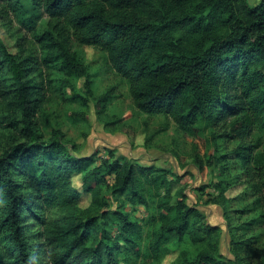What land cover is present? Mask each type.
Returning a JSON list of instances; mask_svg holds the SVG:
<instances>
[{"label":"trees","instance_id":"1","mask_svg":"<svg viewBox=\"0 0 264 264\" xmlns=\"http://www.w3.org/2000/svg\"><path fill=\"white\" fill-rule=\"evenodd\" d=\"M13 22L15 53L0 38V127L12 135L0 155V264H162L173 242L190 245L195 258L181 252L171 264H253L240 255L255 236L232 233L234 259L222 257L220 229L184 200L172 203L171 180L153 165L103 161L96 169L112 176L111 193L130 196L112 210L95 181L85 190L89 205L79 209L70 178L87 177L93 159H73L59 143L41 141L36 116L50 100L52 77L70 88V78L83 75L91 95L72 40L97 49L127 82L139 113L164 115L189 136L209 130L214 143L238 139L230 155L259 210L242 224L264 227V0H0V23L11 34ZM253 130L259 137L251 145ZM220 181L223 195L226 178ZM127 204L147 209L143 225ZM30 220L41 228L38 250Z\"/></svg>","mask_w":264,"mask_h":264},{"label":"rangeland","instance_id":"2","mask_svg":"<svg viewBox=\"0 0 264 264\" xmlns=\"http://www.w3.org/2000/svg\"><path fill=\"white\" fill-rule=\"evenodd\" d=\"M248 2L254 6L259 0ZM46 20L44 18L39 23L38 32L44 30ZM15 29L17 25L14 22L12 34L0 23V38L13 53L16 51L12 37ZM34 49L37 51V47ZM72 49L89 75L91 95L86 92L83 75L70 78V88H63L60 81L52 77L54 86L48 91L50 100L36 118L41 141L59 143L73 159H93L85 169L87 177L74 174L70 178L71 187L81 193L79 209L89 205L90 196L85 190L95 181H101L102 196L112 210L116 209L118 200L130 196L129 192L111 193L112 176L96 169L103 161L112 163L125 159L137 166L153 165L162 169L171 180L172 203L184 200L204 215L208 225L220 229L218 248L222 257L234 259L233 233L244 239L250 236L257 238L256 244L240 255L246 262L254 264L263 259L264 227L261 223L252 228L242 224L256 217L259 210L254 205L256 195L248 187L240 161L231 157L238 147V139H217L214 143L210 140L209 130L200 137L189 136L164 115L139 113L133 106L127 82L115 74L103 53L82 47L74 40ZM101 97H106V100L97 104ZM6 127H0V155L12 138L10 129ZM258 137L259 133L253 130L248 142L256 144ZM220 156L229 158L218 162ZM224 178L228 188L220 195L218 186H225L220 181ZM125 211L141 225L148 218V211L143 206L127 204ZM26 225L31 235L30 245L38 250L36 236L41 228L32 220ZM107 230L111 237L117 235L115 227ZM169 249L162 264H171L181 252H185L190 261L195 258L190 245L173 242Z\"/></svg>","mask_w":264,"mask_h":264}]
</instances>
